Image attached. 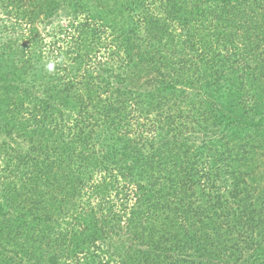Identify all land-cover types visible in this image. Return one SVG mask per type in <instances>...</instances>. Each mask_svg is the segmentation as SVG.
Returning <instances> with one entry per match:
<instances>
[{
    "label": "trees",
    "instance_id": "obj_1",
    "mask_svg": "<svg viewBox=\"0 0 264 264\" xmlns=\"http://www.w3.org/2000/svg\"><path fill=\"white\" fill-rule=\"evenodd\" d=\"M0 264H264V0H0Z\"/></svg>",
    "mask_w": 264,
    "mask_h": 264
},
{
    "label": "rangeland",
    "instance_id": "obj_2",
    "mask_svg": "<svg viewBox=\"0 0 264 264\" xmlns=\"http://www.w3.org/2000/svg\"><path fill=\"white\" fill-rule=\"evenodd\" d=\"M54 21L57 22L58 24H62L64 22V18L56 16Z\"/></svg>",
    "mask_w": 264,
    "mask_h": 264
}]
</instances>
